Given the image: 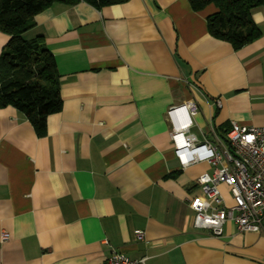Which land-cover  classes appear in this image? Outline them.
I'll list each match as a JSON object with an SVG mask.
<instances>
[{"label": "crops", "instance_id": "0c3cea01", "mask_svg": "<svg viewBox=\"0 0 264 264\" xmlns=\"http://www.w3.org/2000/svg\"><path fill=\"white\" fill-rule=\"evenodd\" d=\"M216 10L56 1L34 15L23 36L53 53L62 106L42 134L0 107V264H106L113 250L146 264H264V231L195 227L189 200L214 166L182 169L170 134L168 109L188 101L191 133L218 149L233 121L264 126V5L252 12L260 38L241 50L209 33ZM9 39L0 30V53Z\"/></svg>", "mask_w": 264, "mask_h": 264}, {"label": "built area", "instance_id": "2783aa9c", "mask_svg": "<svg viewBox=\"0 0 264 264\" xmlns=\"http://www.w3.org/2000/svg\"><path fill=\"white\" fill-rule=\"evenodd\" d=\"M220 106L221 101L217 99ZM198 107L194 101L168 109L172 121L171 139L182 169L200 161L214 166L212 173L198 177L200 190L189 200L194 211L195 227L213 235L223 232L226 222L239 231H264V126L241 125L233 121L227 132V145L221 149L208 141L199 142L191 133L193 117ZM225 185L231 196L229 203L223 194ZM137 239L144 232L136 230ZM3 238H8L4 233ZM106 264H146V257L132 259L113 250Z\"/></svg>", "mask_w": 264, "mask_h": 264}, {"label": "trees", "instance_id": "16d2710c", "mask_svg": "<svg viewBox=\"0 0 264 264\" xmlns=\"http://www.w3.org/2000/svg\"><path fill=\"white\" fill-rule=\"evenodd\" d=\"M61 1L73 5L85 1L100 8L127 0H0V30L10 39L0 53V107L12 105L24 113L38 134L46 127L49 114L62 106L56 61L39 36L26 39L23 33L33 26L35 14ZM192 9L214 4L208 16L211 36L241 50L255 42L261 31L253 20V9L264 0H188Z\"/></svg>", "mask_w": 264, "mask_h": 264}]
</instances>
